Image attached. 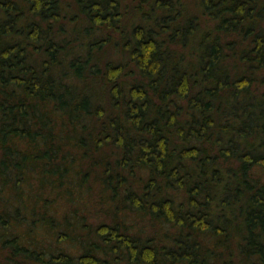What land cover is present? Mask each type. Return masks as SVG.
I'll list each match as a JSON object with an SVG mask.
<instances>
[{
  "label": "trees",
  "instance_id": "16d2710c",
  "mask_svg": "<svg viewBox=\"0 0 264 264\" xmlns=\"http://www.w3.org/2000/svg\"><path fill=\"white\" fill-rule=\"evenodd\" d=\"M0 264H264V0H0Z\"/></svg>",
  "mask_w": 264,
  "mask_h": 264
},
{
  "label": "rangeland",
  "instance_id": "374dc122",
  "mask_svg": "<svg viewBox=\"0 0 264 264\" xmlns=\"http://www.w3.org/2000/svg\"><path fill=\"white\" fill-rule=\"evenodd\" d=\"M63 204H64V205H63ZM81 206H82V205H77L76 203H74V208H75V207H79L78 211L81 210ZM67 207H69V208L72 209V207H70L69 204H67V203L65 204L64 202H62V208L68 210ZM86 208H87V212H86V213H87V215H88L89 221H90V222H96V221H98L99 218H96V217L94 216V214H93V212H94V210H95V206L90 205L89 202H88V205H87ZM67 210H66V211H67Z\"/></svg>",
  "mask_w": 264,
  "mask_h": 264
}]
</instances>
